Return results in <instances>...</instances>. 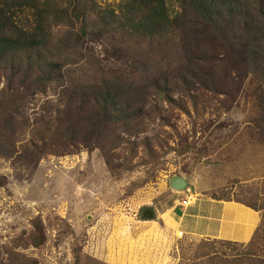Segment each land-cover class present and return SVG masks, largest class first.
Wrapping results in <instances>:
<instances>
[{"label":"rangeland","instance_id":"rangeland-1","mask_svg":"<svg viewBox=\"0 0 264 264\" xmlns=\"http://www.w3.org/2000/svg\"><path fill=\"white\" fill-rule=\"evenodd\" d=\"M42 1L54 39L70 37L62 51L71 63L62 86L30 89L24 65L10 83L0 70V264H264V137L254 126L262 85L235 50L240 32L216 31L168 0L178 23L137 44L121 18L125 0ZM35 18L18 11L17 22L30 28ZM126 73L148 84L168 78L174 102L149 88L147 114L104 125L95 144L82 133L84 114L105 91L100 83ZM175 176L187 180L185 192L171 188ZM188 196L190 212L216 198L255 208L253 240L187 234L189 219L176 228L168 216L182 218Z\"/></svg>","mask_w":264,"mask_h":264},{"label":"trees","instance_id":"trees-1","mask_svg":"<svg viewBox=\"0 0 264 264\" xmlns=\"http://www.w3.org/2000/svg\"><path fill=\"white\" fill-rule=\"evenodd\" d=\"M167 1L125 0L120 7L121 18L125 20L128 30L134 31V39L131 40L140 44L149 41L157 33L166 34L172 31L178 23V17L170 19ZM177 2L182 10L192 11L216 31L220 28L227 33L228 29L232 28L240 32L238 37L235 35L237 45L234 44L232 47L236 45L235 50L240 54L241 60L244 59L250 64V72L260 79L262 89L256 99L259 117L254 121V126L257 133L264 137V0L254 1L258 2L255 8L249 0H177ZM25 10L32 11L35 15L34 27L26 28L18 24V11ZM75 10L78 12V6ZM52 11L50 3L42 0H0V70L6 66L11 76L8 79L9 83L20 74L22 65L23 78L30 89L55 82L62 86V80L68 76L65 68L71 63V59L68 55L65 58L62 50L68 51L70 37L54 39L53 26L49 23ZM68 12L69 9L65 10V13ZM235 23L237 26L233 27ZM100 24L101 28L110 29L109 22L101 21ZM86 26L82 25L80 32H83ZM229 37L230 35H226V38ZM25 57H28L27 61H24ZM133 63L142 67V74L150 72L148 64L143 59L134 60ZM156 74L158 73L151 72V75ZM126 76L128 78L121 74L114 75L100 83L105 91L99 93L96 104L90 108L89 113L84 114L87 126L82 133L88 134L95 144L99 143V135L104 125L121 121L131 124L147 114L143 96L148 93L149 88H154L157 95L168 96L169 100L174 102L169 97L173 88L168 78L157 79L148 84L144 80L140 82L133 80L128 73ZM20 83L22 84L21 80ZM71 84L72 81L67 88H70ZM95 88L100 90L98 85ZM8 120L11 123L10 115L3 123L8 125L6 123ZM243 205L257 211L247 204ZM44 244V237L34 242L36 248Z\"/></svg>","mask_w":264,"mask_h":264},{"label":"crops","instance_id":"crops-1","mask_svg":"<svg viewBox=\"0 0 264 264\" xmlns=\"http://www.w3.org/2000/svg\"><path fill=\"white\" fill-rule=\"evenodd\" d=\"M179 206L184 209L182 218L176 216V214L165 215V217L171 218L177 224L176 228L179 227L181 229L183 221L189 219V225L193 230L192 232H184L202 238L207 237L248 244L253 240L261 224V216L257 211L233 201H202V203L199 202L197 204L195 213L188 211L187 208L189 206L185 207L181 202ZM237 210H241L240 214H242L243 218L235 215Z\"/></svg>","mask_w":264,"mask_h":264},{"label":"water","instance_id":"water-1","mask_svg":"<svg viewBox=\"0 0 264 264\" xmlns=\"http://www.w3.org/2000/svg\"><path fill=\"white\" fill-rule=\"evenodd\" d=\"M170 186L176 191L185 192L188 189V182L183 177L175 176L171 179Z\"/></svg>","mask_w":264,"mask_h":264},{"label":"built area","instance_id":"built-area-1","mask_svg":"<svg viewBox=\"0 0 264 264\" xmlns=\"http://www.w3.org/2000/svg\"><path fill=\"white\" fill-rule=\"evenodd\" d=\"M190 196H188V199H185V200H183V201H181V204L183 205V206H188L189 205V201H190V198H192L193 196L191 195V197L189 198ZM180 235L182 236L183 234H182V232L180 233Z\"/></svg>","mask_w":264,"mask_h":264}]
</instances>
